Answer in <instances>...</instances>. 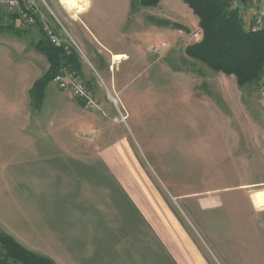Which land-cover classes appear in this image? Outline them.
Here are the masks:
<instances>
[{"label": "crops", "instance_id": "0c3cea01", "mask_svg": "<svg viewBox=\"0 0 264 264\" xmlns=\"http://www.w3.org/2000/svg\"><path fill=\"white\" fill-rule=\"evenodd\" d=\"M162 1L153 8L166 5V10L176 9L185 15L187 5L182 1L168 0L163 6ZM48 2L44 8L58 22L62 4L56 0ZM88 4L81 14V23L93 37L86 39L79 34L88 55L83 57L90 61V66L98 65L100 73L103 71L99 62L110 63L117 55L126 57L118 61L120 65L133 69L137 46L130 55L105 49L110 58L106 60V55L99 51L103 48L95 36L97 30L92 27L102 22L142 27L143 16L136 13L131 20L135 8L131 0L102 2L100 7L95 5L94 14L91 11L95 2L89 0ZM242 4L240 14L247 29L252 23L255 4L254 0ZM50 5L57 9V14ZM38 10V21L49 23L39 4ZM171 13L166 21L185 28L172 20ZM12 15V12L0 13V21L12 23ZM18 22L15 19V24ZM81 30L75 27L76 33ZM5 34L0 35L6 41L0 43V55L10 59L12 40L18 42L25 37ZM40 39V34L35 37L34 49ZM12 53L23 54L25 59L29 55L28 60L42 58L37 49L34 53L30 48ZM8 64L0 67V233L55 264H214L169 205L159 182L141 163L126 133L120 131L107 136L104 114L87 110L81 102L58 92L50 82L34 86L49 68L46 58L43 69L31 62L15 68L11 61ZM80 72L84 77L90 75L82 63ZM210 75L216 76L215 85L222 94L226 91L232 95L234 89L240 90L234 76ZM86 83L91 89L92 82L86 79ZM93 130H97L94 140L79 139ZM251 133L232 135L237 138V142L232 141L234 159L238 165L244 162L264 171V133ZM110 136L112 139H108ZM257 187L264 188V180L236 184L240 190ZM173 198L180 200L181 196ZM255 230L252 237L247 229V240L249 235L256 239Z\"/></svg>", "mask_w": 264, "mask_h": 264}, {"label": "rangeland", "instance_id": "374dc122", "mask_svg": "<svg viewBox=\"0 0 264 264\" xmlns=\"http://www.w3.org/2000/svg\"><path fill=\"white\" fill-rule=\"evenodd\" d=\"M93 1L94 6L100 7V3L109 0ZM166 1H162V6ZM37 2L49 18L48 25L66 39L63 28L87 58L79 34L86 39L93 37L81 23V14L85 13L89 0H85L87 4L81 3L80 10L61 3V15L50 5L58 16V22L44 8L48 0ZM138 7L136 5L132 9L131 20L136 13L141 14L142 27L128 23L104 25L103 22L92 27L97 30L95 36L103 48L99 51L106 55V60L110 58L105 49L130 55L137 46L138 56L134 58L133 69L125 68L119 62L112 63L113 60L110 63L102 60L99 63L103 73H100L98 65L91 67L90 61L73 50L79 64L90 71L89 77L82 73L81 77L92 82L91 96L97 107L87 110L106 116L107 136L120 131L126 133L141 163L159 182L169 205L194 233L214 264H264V207L260 206L255 195L264 188L236 189L238 182L263 181L264 171L244 162L238 165L232 149V141L237 142L232 135L243 136L248 131L251 134L258 131V135L264 133V94L259 91L258 82L237 91L234 89L232 95L226 91L222 94L215 85L216 76L210 75L215 72L185 55V48L201 39L197 18L188 6H185V15L176 9V12L174 9L166 10V5L156 9ZM95 9L96 6L91 14L97 13ZM169 11L174 16L172 20L187 31L171 27L172 23L165 19L167 16L170 19ZM3 12L0 9V13ZM100 18L103 21V16ZM85 22L89 20L85 19ZM8 24L11 23L0 21V26ZM75 27L83 30L76 33ZM8 33L17 37L22 34L25 40H12L10 59L1 54L0 67L9 65L8 61H11L14 68L28 66L31 62L38 69H43L47 57L42 52L37 50L41 61L32 55L33 60H28L29 55L25 59L23 54L12 53V50L22 51L24 48H30L34 53L35 37L39 35L36 25L28 27L12 21V28L3 30L0 35ZM0 43H6L5 38H0ZM52 85L58 92L74 99ZM226 93L228 96H224ZM96 136L97 130L93 138ZM176 195L181 199L173 198ZM248 228L252 237L256 229V239L249 235L247 240Z\"/></svg>", "mask_w": 264, "mask_h": 264}, {"label": "trees", "instance_id": "16d2710c", "mask_svg": "<svg viewBox=\"0 0 264 264\" xmlns=\"http://www.w3.org/2000/svg\"><path fill=\"white\" fill-rule=\"evenodd\" d=\"M133 6L156 7L160 0H131ZM198 19L202 37L198 43L189 45L184 53L187 57L206 66L212 72L234 76L239 89L257 83L264 66V33L251 32L243 26L241 11L233 6V0H180ZM242 3L247 0H241ZM13 14V13H12ZM17 16L13 14L15 23ZM20 23V22H19ZM8 27V28H7ZM41 39L35 48L49 62L47 73L34 86L52 82L53 77L65 67L81 75L78 56L69 49L55 48L45 39L41 23L37 21ZM171 27L187 31L180 25ZM12 28L0 26V32ZM0 264H55L53 261L30 253L5 234L0 233Z\"/></svg>", "mask_w": 264, "mask_h": 264}, {"label": "built area", "instance_id": "2783aa9c", "mask_svg": "<svg viewBox=\"0 0 264 264\" xmlns=\"http://www.w3.org/2000/svg\"><path fill=\"white\" fill-rule=\"evenodd\" d=\"M241 1V0H233ZM255 11L252 18V23L247 30L254 33H264V0H254ZM0 9L12 12L17 16L19 22L28 27H33L37 24L39 18L37 0H0ZM61 27V26H60ZM41 31L45 39L50 45L55 48H63L68 51L75 49L81 53L78 45L73 38L62 28L66 39L57 33L48 23L41 24ZM202 35V33H201ZM82 55V53H81ZM83 56V55H82ZM52 83L61 91L69 93L74 99L80 101L84 108L93 109L97 106L94 104L91 89L81 75L66 69L61 68L60 71L53 77ZM259 91L264 94V66L258 80ZM124 120V118H122ZM96 130L90 132L87 136H79V139L84 141H92L95 137Z\"/></svg>", "mask_w": 264, "mask_h": 264}, {"label": "bare ground", "instance_id": "6f19581e", "mask_svg": "<svg viewBox=\"0 0 264 264\" xmlns=\"http://www.w3.org/2000/svg\"><path fill=\"white\" fill-rule=\"evenodd\" d=\"M85 2V0H62L61 1V3L62 4H64V5H66V6H68V7H76L75 9H81L82 7V5H81V3L82 2ZM86 3V2H85ZM84 3V4H85ZM87 4V3H86ZM66 8V7H65ZM73 9V8H72ZM124 58V56H114L113 58H112V60L114 61V62H118V61H120V60H122ZM255 195H256V199H257V201L259 202V204H260V206L261 207H264V190H259V191H257L256 193H255Z\"/></svg>", "mask_w": 264, "mask_h": 264}, {"label": "water", "instance_id": "95a60500", "mask_svg": "<svg viewBox=\"0 0 264 264\" xmlns=\"http://www.w3.org/2000/svg\"><path fill=\"white\" fill-rule=\"evenodd\" d=\"M235 8L238 10H242L243 9V4L241 3V1H236L235 2Z\"/></svg>", "mask_w": 264, "mask_h": 264}]
</instances>
